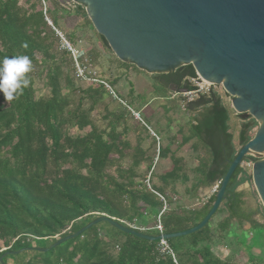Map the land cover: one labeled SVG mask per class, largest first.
I'll return each instance as SVG.
<instances>
[{"label":"trees","instance_id":"1","mask_svg":"<svg viewBox=\"0 0 264 264\" xmlns=\"http://www.w3.org/2000/svg\"><path fill=\"white\" fill-rule=\"evenodd\" d=\"M49 4L48 7L46 2L47 16L55 28L50 7L62 12L75 9L82 24L90 27L103 48L110 51L106 41L94 31L83 6L56 0ZM68 39L72 37L68 35ZM25 44L27 47H22ZM13 55H28L33 71L29 74V87L18 100L6 102L0 95V258L24 248H49L102 216L121 225L134 220L148 225V218L152 216L153 222L149 224L152 225L161 203L145 187L147 173H140L139 167L145 165L150 171V151L157 142L153 138L146 150L140 143L130 145L123 138L129 128L126 122L132 120L130 112L127 109L111 111L105 102L109 91L103 85H89L84 90L75 86L73 73L69 72V55L59 50V40L44 20L40 0H0V60ZM37 76L46 79L49 89L46 98L36 96L34 79ZM155 76L164 78L167 85L173 84L179 95L195 90L190 82L196 78L191 65ZM154 80L158 82L156 77ZM84 103L89 104L86 109ZM96 110L107 122L103 128L91 118ZM184 110L189 122L185 130H178L175 138L179 139L172 137L158 148V159L170 157L171 170L159 177V185L151 183V188L165 194L168 187L174 192L177 182L185 185L191 182L184 193L188 200H195L200 190L222 181L239 149L253 138L251 131L256 122L251 118L242 119L237 130V148L228 124L230 109L220 95L214 91L198 95L185 104ZM121 125L123 128L119 131ZM143 128L138 126L141 131ZM191 141L190 150L196 153L197 165L189 179L183 169L184 161L176 153ZM200 155L203 156L200 158ZM126 157L130 163L124 168L122 161ZM249 159L252 158L245 157L243 161ZM250 180L251 173L238 167L227 184L219 206L227 213L217 226L221 239L214 242L210 229V221L218 208L198 232L167 241L179 264H230L215 247L225 246L229 235L234 236L240 248H244L245 238L252 236L254 246L261 250L260 263L264 264V224L254 217L259 215V210H253L247 202L248 196L237 191ZM214 200L215 195L206 205L187 210L168 198L169 210L161 219L164 234L196 226ZM244 223L249 225V230L236 235L234 232L241 231ZM148 235L158 236V233ZM157 244L100 223L48 252L6 255L0 264H8L9 260L11 264H173L170 257L159 254ZM249 261L255 264L252 256Z\"/></svg>","mask_w":264,"mask_h":264},{"label":"water","instance_id":"2","mask_svg":"<svg viewBox=\"0 0 264 264\" xmlns=\"http://www.w3.org/2000/svg\"><path fill=\"white\" fill-rule=\"evenodd\" d=\"M83 6L94 31L122 63L150 75L167 74L191 65L196 76L231 98V109L241 119L251 117L258 128L243 145L219 182L215 200L196 226L174 234L150 236L133 231L114 219L99 217L59 239L48 252L100 223L137 239L158 242L186 237L201 230L218 210L234 171L255 154L251 180L264 210V0H58Z\"/></svg>","mask_w":264,"mask_h":264},{"label":"rangeland","instance_id":"3","mask_svg":"<svg viewBox=\"0 0 264 264\" xmlns=\"http://www.w3.org/2000/svg\"><path fill=\"white\" fill-rule=\"evenodd\" d=\"M56 1L58 2V0ZM46 2L49 7V3H51L52 0H46ZM70 4L73 5L72 3ZM49 14L52 21H54L55 25L57 26L56 28L61 31V33L67 39L68 35L72 37V39H68L70 43L74 44L78 48H81L87 53L95 67V71L97 72L99 79L111 87L114 95H112L106 88L107 91H109V96L105 98V102L109 103V109L116 112L127 109L130 112L132 120H128V122H126L128 123L129 128L127 129V133L123 135V138L129 141L130 145L135 146L137 143H140L142 148L146 150L150 147L151 141L154 138L152 133H155L159 139V144L161 147H163L168 142H170L172 137L175 138L179 129L183 128L185 130L186 125L189 122V115L184 110L186 100H181V95L177 93L178 91L174 86L167 85L164 78L150 75L143 70L137 69L134 65L133 67L129 63H123V65L122 62H119V60L113 55L111 51L103 48L90 27L84 26L82 24V20H80V18L77 16L75 9H72L71 12H62V10H54V8L50 7ZM69 72L72 75L71 68L69 69ZM154 77L157 78L158 82L164 84L165 87L163 88L160 83L155 82ZM74 84L78 89L81 90L86 89L90 85L87 83L78 82L75 79ZM92 86L96 87L98 85ZM34 88L38 98H46L49 94V89L46 86V79L44 76H37L34 79ZM214 91L222 97V102L227 107L231 108V105L226 98L228 95L225 94L222 87L216 86ZM170 97L174 98L172 99ZM88 105V103H84L83 108L86 109ZM137 116H139V119ZM91 118L100 128H103V126L107 124L106 120L102 119V113L99 110L92 112ZM241 121L242 119H240V117L235 114L232 119L230 118L228 123L230 126V132L235 139V146L237 148H239V145L237 144V130L241 125ZM139 125L145 127L143 128L144 131L138 129ZM122 128L123 125L119 126L118 130L122 131ZM257 128L258 123H256V126H254L252 129V135H254ZM175 139L177 140L179 137H176ZM191 144H193V141L176 153L177 157H181L183 159V169L185 175L188 176L189 179H192V169L197 165V160L195 157L196 153L190 150ZM156 149L157 145L155 146L154 150L150 151V155H152L151 167L153 166V161L156 156ZM172 150H174V147ZM247 157L255 158L256 155L252 154ZM129 163V157H126L122 161L124 168H126ZM168 169H171V163L158 159L151 175L150 184L152 183L154 185H159V177L162 176L164 171ZM139 171L140 173L144 174L148 173L145 165H141L139 167ZM247 173L250 174L251 172ZM190 185L191 182H188L186 185L177 182L173 188L174 192L171 191V187H168L165 190V194L168 198L175 199L179 205L185 207L187 210L197 209L200 207L195 206L197 201L188 200L187 195L184 193L185 187ZM248 185L249 189L252 191V196L248 197L247 202L250 204L253 210H259V215L254 216L255 219L264 221V210L255 192L252 180L248 182ZM215 221L216 220H214L210 225V229L212 230V240L214 242L221 238L219 237V234L221 233H217ZM152 222L153 217L150 216L148 218L147 224L149 225ZM101 227L106 226L101 225ZM101 234L103 235L104 232L102 231ZM246 240L248 241L246 242ZM252 240V238L247 236L245 238V246L241 253L230 254V258L228 260L230 264H252L247 260L252 252V244H254ZM252 254L256 256L259 255V250H253ZM8 264H11L10 260L8 261Z\"/></svg>","mask_w":264,"mask_h":264},{"label":"built area","instance_id":"4","mask_svg":"<svg viewBox=\"0 0 264 264\" xmlns=\"http://www.w3.org/2000/svg\"><path fill=\"white\" fill-rule=\"evenodd\" d=\"M40 1H41V9H42V14L44 16V20H45L46 24L54 32L56 38L59 40V50L66 52L69 55L74 79L78 82L87 83L90 85H103V86H105V88H107L110 91V93L112 95H114V93H113L112 89L109 87V85H107L104 81H101L99 79L97 72L95 71V67H94L91 59L87 55V53L84 50H82L81 48H78L74 44L70 43V41L61 33V31H59L58 29H56L53 26L51 20L47 16L46 2L44 0H40ZM190 82L192 83L195 90L193 92L181 94V98L186 100V103L192 101L198 95H201V94L206 95V94L210 93V91H214V88L216 87V85L208 83V82L200 79L198 76H196V78L192 79ZM226 98H227L228 102L230 103L231 98L229 96H227ZM137 118L139 119V116H137ZM152 135L157 142L156 156H155L154 161H153V166L150 168V171L147 173L146 179L144 180V185L148 191H150L153 195H155L158 198L159 202L161 203V209L157 213V215L154 217V223L152 225H141V224H138L136 220H134L131 223L123 222V226H125V227H127L133 231H136L138 233L145 234V235H148L149 232H156V233H158V235H163L164 231H163L161 219L169 210V201H168V197L166 194H159V193L153 191L151 188L150 177L152 175L154 166L158 161V148H159V139L153 133H152ZM252 159H257V158L255 157ZM252 159L243 161L241 164V168L247 172H251L253 163L255 162ZM218 186H219V183H215L212 186L210 193L207 196L198 200L196 202L195 206L202 207V206L206 205L209 198L211 196L215 195V193L217 192ZM173 200H175V199H173ZM157 250H158L159 254L170 257L173 264H179L177 261V258H176V254L169 247L167 240H164V239L159 240L158 244H157Z\"/></svg>","mask_w":264,"mask_h":264},{"label":"clouds","instance_id":"5","mask_svg":"<svg viewBox=\"0 0 264 264\" xmlns=\"http://www.w3.org/2000/svg\"><path fill=\"white\" fill-rule=\"evenodd\" d=\"M32 71L33 63L28 55L5 56L0 60V95L4 101L11 102L23 96L31 83L29 74Z\"/></svg>","mask_w":264,"mask_h":264},{"label":"crops","instance_id":"6","mask_svg":"<svg viewBox=\"0 0 264 264\" xmlns=\"http://www.w3.org/2000/svg\"><path fill=\"white\" fill-rule=\"evenodd\" d=\"M176 96V95H175ZM170 98H174V97H170ZM221 99H222V97H221ZM229 109H230V118L232 119L234 116H235V114H234V112L232 111V109L229 107ZM234 137H233V142H234ZM203 155H200V158L202 157ZM162 161H168V162H170L171 163V161H170V157L168 156V157H166V158H164V159H162ZM171 169H168V170H166V171H164V173H163V175L165 174V173H167V172H169ZM211 188H212V186L211 187H208V188H206V189H204V190H200V192H199V194H198V199H195L194 201H198V200H200L201 198H203V197H205V196H207L209 193H210V190H211ZM237 191H241V192H243L244 194H246L248 197H251L252 196V191L249 189V185H248V183H244V184H242L241 186H239L238 187V189H237ZM200 208V207H199ZM226 211H224L222 208H219V211L216 213V215L212 218V220L210 221V225L212 224V222L214 221V220H216L215 222H216V226L215 227H217L218 226V224L227 216L226 215V213H225ZM260 223L261 224H264V221L262 220V221H260ZM246 224V225H245ZM235 228H236V224L232 227V231H235ZM249 230V225L247 224V223H244V224H242V227H241V231H235L234 233L236 234V235H240V234H245V233H247V231ZM218 233V232H217ZM220 236L219 237H222V233L221 234H219ZM248 237H250V238H252V236H248ZM234 236L233 235H229V237L226 239V241L228 242V243H224L225 244V246H222V244H219L218 246L216 245L215 247H217V249H218V251L220 252V254L226 259V260H229V258H230V254H236V253H241V251H242V249L243 248H240L238 245H237V243H235V241H234ZM221 239V238H220ZM248 240H246V242H247ZM264 241V240H263ZM245 242V243H246ZM221 243H223V241L221 242ZM260 245H262V243H260ZM259 250V255H253L252 254V252H253V250ZM252 252H251V255L250 256H252V259H254V263L256 264V263H260L261 261H260V255H261V250H260V248L258 247V246H254V244H253V248H252ZM237 256V255H236ZM249 258L250 257H248L247 258V260H248V262H250L249 261ZM253 264V263H252Z\"/></svg>","mask_w":264,"mask_h":264},{"label":"flooded vegetation","instance_id":"7","mask_svg":"<svg viewBox=\"0 0 264 264\" xmlns=\"http://www.w3.org/2000/svg\"><path fill=\"white\" fill-rule=\"evenodd\" d=\"M172 86H174L173 84H171ZM175 87V86H174Z\"/></svg>","mask_w":264,"mask_h":264}]
</instances>
